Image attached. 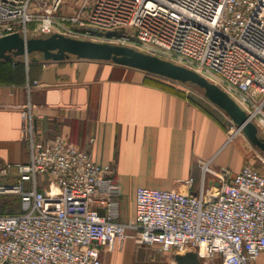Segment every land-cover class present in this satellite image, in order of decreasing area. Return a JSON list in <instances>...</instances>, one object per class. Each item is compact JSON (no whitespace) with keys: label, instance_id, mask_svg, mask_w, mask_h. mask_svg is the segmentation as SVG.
<instances>
[{"label":"built area","instance_id":"1","mask_svg":"<svg viewBox=\"0 0 264 264\" xmlns=\"http://www.w3.org/2000/svg\"><path fill=\"white\" fill-rule=\"evenodd\" d=\"M63 2L0 0V38L69 36L72 24L86 34L95 27L104 38L116 32L108 38L114 43L219 86L264 136V0H83L72 16ZM28 109L30 160L0 168V196L17 195L21 210L0 214V264H102V251H113L129 230L164 254L193 251L205 264L217 258L250 264L264 253V173L258 169L245 165L234 174L205 164L204 174L219 182L211 194L193 191L192 179L187 192L139 187L132 219L120 223L121 189L111 168L60 136L35 143Z\"/></svg>","mask_w":264,"mask_h":264},{"label":"crops","instance_id":"2","mask_svg":"<svg viewBox=\"0 0 264 264\" xmlns=\"http://www.w3.org/2000/svg\"><path fill=\"white\" fill-rule=\"evenodd\" d=\"M38 60L0 59V168L30 160L28 108L35 143L60 136L111 168L121 189L120 223L132 219L139 187L187 192L192 179L193 191L211 194L219 182L204 174L205 164L234 174L245 166L241 142L229 139V119L207 99L196 103L172 82L112 62ZM128 234L102 251V264H177L158 245ZM250 264H264V253Z\"/></svg>","mask_w":264,"mask_h":264},{"label":"water","instance_id":"3","mask_svg":"<svg viewBox=\"0 0 264 264\" xmlns=\"http://www.w3.org/2000/svg\"><path fill=\"white\" fill-rule=\"evenodd\" d=\"M91 34H98L95 27H87ZM117 36L116 32L107 34L108 38ZM40 54L44 61H65L71 58L112 62L113 64L132 68L170 81L191 84L204 91L206 99L224 112L242 132L247 140L264 153V136H260L258 128L249 120L248 115L219 86L205 77L184 66L158 56L141 52L133 47L110 42H95L76 39L62 34L46 37L27 38L20 34H11L0 38V59L14 61ZM31 61H39L32 58ZM177 264H200L196 252L175 255Z\"/></svg>","mask_w":264,"mask_h":264},{"label":"rangeland","instance_id":"4","mask_svg":"<svg viewBox=\"0 0 264 264\" xmlns=\"http://www.w3.org/2000/svg\"><path fill=\"white\" fill-rule=\"evenodd\" d=\"M82 1L83 0H64L63 6L61 8H62V10H64L65 13L72 16L73 14H77L79 12ZM68 29L69 30L66 33L69 36L76 38V39L90 40V41H95V42H110V43H114L115 41H118V40H114V39L112 40V39L104 38L100 34H96V35L95 34H86V32H84L82 27H79V25H74V24L69 25ZM33 38H37V37L34 36ZM111 41H113V42H111ZM115 44H117V43H115ZM32 58L40 59L41 55L40 54H33L29 57V59H32ZM20 60L24 61V60H26V58H22ZM162 80H164V79H162ZM164 81L171 83V81H167V80H164ZM172 84H174L175 86H177L181 90H183V92H185L190 97V99L192 101L199 103V104L206 102L205 101L206 97L204 95V91L202 89H200L199 87H197L195 85H191V84H183V83H178V82H174V81H172ZM212 108H214V107H212ZM213 113H214V111H213ZM219 114H221V113H219ZM229 121H228V125H229L228 131H229V138H231L230 141L237 140V142H239V141L241 142V147H242L243 156H244V165H250V166L258 169L262 173H264V153H262L257 147L253 146L247 140L245 135L242 132L238 131L237 126L233 127ZM259 131H260V129H259ZM259 134H260V136L262 135L261 131L259 132ZM4 203H7L9 205L8 207H11L8 209H12L13 211L10 212V211H8V209H5L4 211L0 212V214H11V213L20 212V206H19L20 205V198L17 195L13 194V195L3 196V198L0 197V205H3ZM129 212H130V209H129ZM126 213L128 214V210L126 211Z\"/></svg>","mask_w":264,"mask_h":264},{"label":"trees","instance_id":"5","mask_svg":"<svg viewBox=\"0 0 264 264\" xmlns=\"http://www.w3.org/2000/svg\"><path fill=\"white\" fill-rule=\"evenodd\" d=\"M22 59L21 57L19 58H16L14 61L16 60H20ZM150 75V74H149ZM150 76H153V75H150ZM156 77V76H154ZM158 78V77H157ZM9 205L7 203H4L3 205H0V212L4 211L5 209H8V208H11V207H8ZM8 211L12 212L13 210L12 209H8ZM11 214H14V213H11Z\"/></svg>","mask_w":264,"mask_h":264},{"label":"bare ground","instance_id":"6","mask_svg":"<svg viewBox=\"0 0 264 264\" xmlns=\"http://www.w3.org/2000/svg\"><path fill=\"white\" fill-rule=\"evenodd\" d=\"M239 131V130H238Z\"/></svg>","mask_w":264,"mask_h":264}]
</instances>
